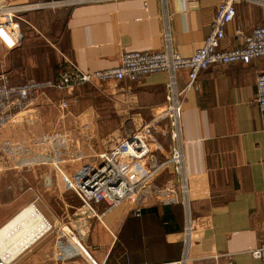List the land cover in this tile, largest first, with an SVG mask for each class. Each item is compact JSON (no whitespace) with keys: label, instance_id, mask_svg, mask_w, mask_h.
<instances>
[{"label":"crops","instance_id":"0c3cea01","mask_svg":"<svg viewBox=\"0 0 264 264\" xmlns=\"http://www.w3.org/2000/svg\"><path fill=\"white\" fill-rule=\"evenodd\" d=\"M221 1L0 0V6L16 11L23 35L12 49L0 42V85L15 91L0 95V114L10 115L0 126V228L25 207L34 182L44 188L45 176L39 175L44 137L58 129L79 143L70 144V152L109 149L141 125L143 107L166 99L168 75L60 89L49 83L72 65L91 72L118 65L124 51L163 50L166 26L172 48L192 55L209 35ZM235 12L225 27L232 42L237 25L246 33L264 26L260 5L243 1ZM261 72L264 58L229 63L221 70L210 67L199 73L200 88L191 90L184 104L186 169L199 235L188 264H264L251 253L264 245V116L256 102ZM187 79L186 70L178 73L179 86ZM29 86L31 101L19 109L16 104ZM167 126L164 122L159 128ZM184 223L181 204L156 205L142 219L130 217L118 240L93 222L85 243L102 264H177ZM39 239L19 264H34L55 252L53 241L34 248ZM61 264L86 263L70 259Z\"/></svg>","mask_w":264,"mask_h":264},{"label":"built area","instance_id":"2783aa9c","mask_svg":"<svg viewBox=\"0 0 264 264\" xmlns=\"http://www.w3.org/2000/svg\"><path fill=\"white\" fill-rule=\"evenodd\" d=\"M161 1L166 4L168 0ZM243 1L264 7V0H222L211 20L209 35L192 55H182L172 48L171 33L166 26L164 36L167 46L163 50L124 51L118 65L91 72L72 65L58 81L49 83V86L60 89L85 82L135 81L158 72L168 75L166 99L143 107L141 125L116 140L109 149L96 154L95 163L77 178L74 185L68 183L71 190L69 199L77 196L82 203L73 209L77 211H73L71 216L61 213L54 225L51 224L50 229L54 227L59 235L55 252L34 264H61L70 259H82L86 264H102L85 243L93 222H99L114 240H118L130 217L142 219L146 209L167 203L181 204L185 212L181 234L183 251L177 264L191 261L192 248L199 235L186 169L182 112L189 92L200 88L198 76L201 71L210 67L221 70L229 63H249L264 58V26L246 33L237 25L233 42L225 32L226 25L235 18V5ZM17 18L13 8L0 6V42L9 49L16 47L22 40ZM183 70L188 72V79L181 87L178 73ZM256 87V102L264 116V72L258 74ZM13 92L6 84L0 85V95ZM32 92L33 87H26L16 104L19 109L29 105ZM9 116L6 112L0 114V126ZM164 122L168 126L161 130L159 127ZM251 253L264 263V245L253 249Z\"/></svg>","mask_w":264,"mask_h":264},{"label":"rangeland","instance_id":"374dc122","mask_svg":"<svg viewBox=\"0 0 264 264\" xmlns=\"http://www.w3.org/2000/svg\"><path fill=\"white\" fill-rule=\"evenodd\" d=\"M41 142L43 143L40 146V150H42L45 157L44 160L39 163L41 169L39 175L43 174L46 182L43 183V189L42 187L39 189L37 183L34 182L33 189L27 191L30 199L26 201V204L24 203V206L35 203L51 221L52 225H54L55 218L61 215V213H66L71 216L73 211H77L73 209L80 207L82 203L81 198L71 196L69 199V191L71 190L68 187V183L72 182L74 185L77 178L95 163L97 157L96 154L90 153V151L87 149L85 150L84 147L78 151L70 152V150H68L69 145L74 143V146L78 147L77 144L79 143L61 135L58 129L55 133L44 137ZM24 188H26L25 185ZM53 214L57 216L54 217ZM53 228L54 227L48 230L47 234L39 239L37 246L34 248L49 243L50 241L56 244L59 235L57 236V232ZM30 248L31 246L26 249L24 254H20L17 259L11 263L19 264L18 261H20L22 257L28 256Z\"/></svg>","mask_w":264,"mask_h":264},{"label":"bare ground","instance_id":"6f19581e","mask_svg":"<svg viewBox=\"0 0 264 264\" xmlns=\"http://www.w3.org/2000/svg\"><path fill=\"white\" fill-rule=\"evenodd\" d=\"M51 224L34 204L25 206L0 228V264H10L50 230Z\"/></svg>","mask_w":264,"mask_h":264},{"label":"snow or ice","instance_id":"6c2138e0","mask_svg":"<svg viewBox=\"0 0 264 264\" xmlns=\"http://www.w3.org/2000/svg\"><path fill=\"white\" fill-rule=\"evenodd\" d=\"M0 34H2V33H0Z\"/></svg>","mask_w":264,"mask_h":264}]
</instances>
